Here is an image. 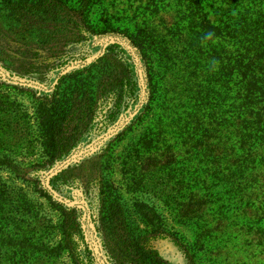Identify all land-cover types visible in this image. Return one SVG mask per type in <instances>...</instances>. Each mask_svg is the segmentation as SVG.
Instances as JSON below:
<instances>
[{"label":"rangeland","instance_id":"rangeland-1","mask_svg":"<svg viewBox=\"0 0 264 264\" xmlns=\"http://www.w3.org/2000/svg\"><path fill=\"white\" fill-rule=\"evenodd\" d=\"M62 1L71 8L69 21H46L40 12L20 13L0 0V157L16 163L0 166V179L18 194L27 195L33 214L27 224L32 231L30 252L45 254V264H51L48 256L53 264L128 263L136 252L118 250L115 243L122 246V237L131 236L149 257L155 255L157 264H264V252L258 249L261 239L253 231L232 225L225 234L229 247L223 252L219 249L222 242H208L202 221L197 224L196 217L206 211L191 199L198 192V187L190 188L197 160L187 167L188 157H194L189 150L191 141L187 139L181 148L183 136L179 139L171 130L175 134L168 150L159 137L160 95L170 83L161 81L158 62L144 59L140 46L147 48L141 43L147 35L168 42L175 24H181L175 22L176 14L163 11L171 4L159 0ZM178 2L186 11L189 2ZM154 8L160 13L153 12ZM183 20L188 26V20ZM197 44L207 50L201 36ZM169 45L171 49L175 46ZM113 46L117 47L115 57L122 62L127 59L134 68L138 86L134 98H125L115 121L107 118L113 101L102 98L95 103L78 144L52 164L43 123L55 108L60 80L98 64ZM104 181L123 207L120 219L124 224L114 240L112 224L103 222L101 215ZM65 219L78 223L70 245L73 251L65 247ZM69 252H74V263Z\"/></svg>","mask_w":264,"mask_h":264},{"label":"trees","instance_id":"trees-1","mask_svg":"<svg viewBox=\"0 0 264 264\" xmlns=\"http://www.w3.org/2000/svg\"><path fill=\"white\" fill-rule=\"evenodd\" d=\"M159 1L169 2L171 5L164 6L169 9L163 11L173 12L175 22L181 23L175 24L168 42L158 35H147L141 42L147 48L140 46L144 59L158 62L161 81L170 83L160 95L159 137L168 150L175 132L179 139L183 136L181 148L187 139L191 141L189 150L194 157H188L187 167L195 160L197 163L190 188L198 187L191 199L206 211L207 218L196 217L197 224L202 221L208 242H222L219 249L223 252L229 247L225 234L235 225L238 230L255 232L261 239L258 249L264 252V0H187L186 11L178 2L186 0ZM5 4L20 13L40 12L46 21L71 19V8L62 0H5ZM152 11L160 13L158 8ZM183 17L188 26L183 25ZM198 23L202 24L200 28ZM209 31L215 36L206 40L204 51L197 42ZM169 43L175 48L171 49ZM115 48L111 47V54L88 70L60 80L55 108L43 123L46 147L53 152L52 164L78 144V135L93 117L95 103L102 98L113 101L107 118L115 121L125 98H134L138 87L134 68L127 59L122 62L115 57ZM213 58L220 62L216 71L210 64ZM171 130L175 131L172 135ZM15 164L7 156L0 157V166ZM100 189L104 195L103 222L112 224L111 238L118 239L122 231L119 227L124 224L120 219L124 217L122 204L111 192L109 182H102ZM26 196L0 179V264H45V254L30 252L32 231L27 224L33 214ZM77 228L76 219L64 220L63 238L68 250L73 251L70 245L74 244ZM134 240L122 237V246L115 243L118 250L137 255L131 262L120 264H157L155 255L149 257ZM69 254L74 263V252ZM50 258L47 261L53 264Z\"/></svg>","mask_w":264,"mask_h":264},{"label":"clouds","instance_id":"clouds-1","mask_svg":"<svg viewBox=\"0 0 264 264\" xmlns=\"http://www.w3.org/2000/svg\"><path fill=\"white\" fill-rule=\"evenodd\" d=\"M214 36H215V33L212 32V31H209V32L205 33L203 39H204V40H212V39L214 38ZM219 63H220V62H219L218 60H216L215 58H213V59L210 61V64L212 65V70H213V71L218 70Z\"/></svg>","mask_w":264,"mask_h":264}]
</instances>
